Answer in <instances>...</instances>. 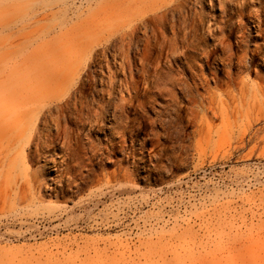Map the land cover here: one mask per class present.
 <instances>
[{
	"label": "rangeland",
	"instance_id": "1",
	"mask_svg": "<svg viewBox=\"0 0 264 264\" xmlns=\"http://www.w3.org/2000/svg\"><path fill=\"white\" fill-rule=\"evenodd\" d=\"M0 264H264V0H0Z\"/></svg>",
	"mask_w": 264,
	"mask_h": 264
},
{
	"label": "bare ground",
	"instance_id": "2",
	"mask_svg": "<svg viewBox=\"0 0 264 264\" xmlns=\"http://www.w3.org/2000/svg\"><path fill=\"white\" fill-rule=\"evenodd\" d=\"M173 20V19H172Z\"/></svg>",
	"mask_w": 264,
	"mask_h": 264
}]
</instances>
